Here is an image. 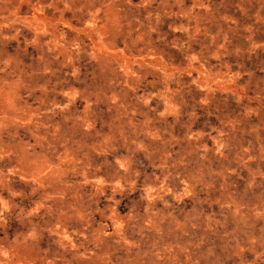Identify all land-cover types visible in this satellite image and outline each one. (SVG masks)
I'll return each mask as SVG.
<instances>
[{
	"label": "rangeland",
	"instance_id": "obj_1",
	"mask_svg": "<svg viewBox=\"0 0 264 264\" xmlns=\"http://www.w3.org/2000/svg\"><path fill=\"white\" fill-rule=\"evenodd\" d=\"M0 264H264V0H0Z\"/></svg>",
	"mask_w": 264,
	"mask_h": 264
}]
</instances>
